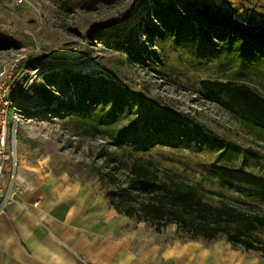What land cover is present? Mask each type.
<instances>
[{
  "label": "rangeland",
  "instance_id": "374dc122",
  "mask_svg": "<svg viewBox=\"0 0 264 264\" xmlns=\"http://www.w3.org/2000/svg\"><path fill=\"white\" fill-rule=\"evenodd\" d=\"M138 1L118 0L69 12L59 0H0V35L16 44L0 49V70L19 59L27 77L33 78L17 135L18 153L56 175L93 183L105 195L116 193L123 206L140 209L146 200L138 190H127L135 155L150 160L161 178L170 172L204 184L211 202L217 203L222 193L243 199L236 190L221 189L207 177V170L218 164L264 177V130L204 98L200 81L246 82L264 95V52L216 45L202 34L195 16H185L184 3L196 1L199 7L233 13L240 20L256 16L261 21L264 0H143L133 14L123 17ZM102 79L136 99L114 125L92 127L84 120V98L78 93L91 87L89 99L102 97L97 112L108 111L114 101L103 106L108 84ZM70 99L75 113L68 111ZM141 114L136 128L128 132L148 146L143 151L119 146L111 133ZM261 206L264 209V203ZM142 215L140 210L131 231L135 241L142 237L143 244H149L166 227L139 221ZM254 235L264 242V227Z\"/></svg>",
  "mask_w": 264,
  "mask_h": 264
},
{
  "label": "trees",
  "instance_id": "16d2710c",
  "mask_svg": "<svg viewBox=\"0 0 264 264\" xmlns=\"http://www.w3.org/2000/svg\"><path fill=\"white\" fill-rule=\"evenodd\" d=\"M59 1L67 11L73 12L81 6L99 7L118 0ZM142 1H138L123 17L133 14ZM156 12L158 13L157 10ZM184 14L186 17L195 16L202 34L218 46H235L243 52L253 51L257 54L264 52V16L261 21L256 16L240 20L233 13L220 9L211 11L206 5L199 7L196 1L184 3ZM13 46H16L13 39L0 35V49ZM102 80L108 84L106 92L103 91V106L109 99L114 101L108 111L97 112L96 104L102 101V97L96 94L93 99H89L87 93L91 87L87 86L88 90L83 95L78 93L81 89L77 91L84 98V120L92 127L96 124L107 127L114 125L121 119L124 111L132 110L133 101L136 99V95L127 89L108 79ZM90 84L95 87L92 81ZM200 93L207 100L228 110L237 120L264 130V95L250 84L230 79L205 78L200 81ZM68 104V111L75 113L76 108L71 99ZM142 118L141 114L121 131L111 133L119 146H130L135 151H143V147L148 146V143L144 144L142 139L129 135L128 132L136 128L138 120ZM207 177L214 180L221 189L236 190L243 199H233L222 193L217 203L211 202L207 198L204 184L186 182L170 172H165L161 178L153 163L143 160L139 155L132 158L127 190L133 188L145 194L146 200L140 209L135 205H121L116 201V193L109 192L106 196L119 213L133 219L141 210L143 215L141 219L138 218L139 221H152L158 227L175 223L177 238L182 241L201 240L212 244L225 238L234 248L262 252L260 256L264 257V242L254 235L256 230L264 227V209L261 206L264 203V177L243 168L218 164H212L208 168Z\"/></svg>",
  "mask_w": 264,
  "mask_h": 264
},
{
  "label": "crops",
  "instance_id": "0c3cea01",
  "mask_svg": "<svg viewBox=\"0 0 264 264\" xmlns=\"http://www.w3.org/2000/svg\"><path fill=\"white\" fill-rule=\"evenodd\" d=\"M24 191L0 215V264H264V257L227 240L204 245L177 238L169 224L159 238L135 241L133 218L99 186L56 175L19 154Z\"/></svg>",
  "mask_w": 264,
  "mask_h": 264
},
{
  "label": "built area",
  "instance_id": "2783aa9c",
  "mask_svg": "<svg viewBox=\"0 0 264 264\" xmlns=\"http://www.w3.org/2000/svg\"><path fill=\"white\" fill-rule=\"evenodd\" d=\"M32 81L19 59L0 70V215L24 191V186L15 182L19 163L17 135L26 117L23 107Z\"/></svg>",
  "mask_w": 264,
  "mask_h": 264
}]
</instances>
